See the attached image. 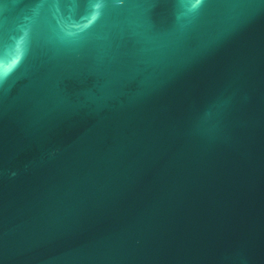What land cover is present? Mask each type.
I'll return each instance as SVG.
<instances>
[{
	"label": "water",
	"instance_id": "water-1",
	"mask_svg": "<svg viewBox=\"0 0 264 264\" xmlns=\"http://www.w3.org/2000/svg\"><path fill=\"white\" fill-rule=\"evenodd\" d=\"M0 264H264V0H0Z\"/></svg>",
	"mask_w": 264,
	"mask_h": 264
},
{
	"label": "clouds",
	"instance_id": "clouds-1",
	"mask_svg": "<svg viewBox=\"0 0 264 264\" xmlns=\"http://www.w3.org/2000/svg\"><path fill=\"white\" fill-rule=\"evenodd\" d=\"M4 78H5V77H3L2 75H0V83L3 82Z\"/></svg>",
	"mask_w": 264,
	"mask_h": 264
}]
</instances>
